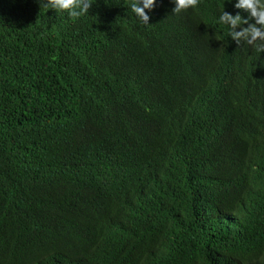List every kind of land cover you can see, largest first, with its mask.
I'll return each instance as SVG.
<instances>
[{
    "label": "trees",
    "instance_id": "obj_1",
    "mask_svg": "<svg viewBox=\"0 0 264 264\" xmlns=\"http://www.w3.org/2000/svg\"><path fill=\"white\" fill-rule=\"evenodd\" d=\"M91 2L0 0V264H264V52L218 23L249 14Z\"/></svg>",
    "mask_w": 264,
    "mask_h": 264
},
{
    "label": "clouds",
    "instance_id": "obj_2",
    "mask_svg": "<svg viewBox=\"0 0 264 264\" xmlns=\"http://www.w3.org/2000/svg\"><path fill=\"white\" fill-rule=\"evenodd\" d=\"M173 2L174 14L196 9L201 4V0H173ZM40 4L41 7L56 12H67L73 19L88 14L92 7L91 0H46V2L40 0ZM129 7L144 25H149L150 17L147 12L154 10L156 0H130ZM235 8L248 13L249 18L244 19L240 14L233 16L223 11L218 23L228 26L229 36L238 46L247 44L256 52H264V0H238ZM249 20H253L254 23H249ZM243 25L248 26L242 27ZM261 260L264 261V257H261Z\"/></svg>",
    "mask_w": 264,
    "mask_h": 264
}]
</instances>
